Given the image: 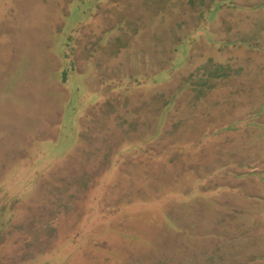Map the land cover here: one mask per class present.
Instances as JSON below:
<instances>
[{
  "label": "rangeland",
  "instance_id": "obj_1",
  "mask_svg": "<svg viewBox=\"0 0 264 264\" xmlns=\"http://www.w3.org/2000/svg\"><path fill=\"white\" fill-rule=\"evenodd\" d=\"M264 0H0V264H264Z\"/></svg>",
  "mask_w": 264,
  "mask_h": 264
},
{
  "label": "crops",
  "instance_id": "obj_2",
  "mask_svg": "<svg viewBox=\"0 0 264 264\" xmlns=\"http://www.w3.org/2000/svg\"><path fill=\"white\" fill-rule=\"evenodd\" d=\"M264 43V42H263ZM262 46L264 47V44H262Z\"/></svg>",
  "mask_w": 264,
  "mask_h": 264
}]
</instances>
